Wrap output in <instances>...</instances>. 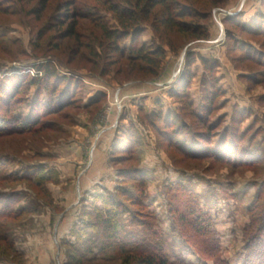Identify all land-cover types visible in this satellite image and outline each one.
<instances>
[{
    "label": "rangeland",
    "instance_id": "374dc122",
    "mask_svg": "<svg viewBox=\"0 0 264 264\" xmlns=\"http://www.w3.org/2000/svg\"><path fill=\"white\" fill-rule=\"evenodd\" d=\"M66 1L0 0V264H263L264 0Z\"/></svg>",
    "mask_w": 264,
    "mask_h": 264
},
{
    "label": "trees",
    "instance_id": "16d2710c",
    "mask_svg": "<svg viewBox=\"0 0 264 264\" xmlns=\"http://www.w3.org/2000/svg\"><path fill=\"white\" fill-rule=\"evenodd\" d=\"M46 0H43V3H45ZM99 2L103 3L107 9L115 14L117 17L119 23L123 27H133L136 25V23L139 22H148L150 15L157 7H163L166 11L167 16L164 18L162 22V27H166L167 25L171 24V17L174 13H179L180 17H190V15L186 13H181L183 11H173L175 5H177L178 1L174 0H116L117 3H112V0H98ZM67 6L69 7L72 2L71 0L66 1ZM185 9V8H184ZM67 10V9H66ZM181 10V9H180ZM69 12H66L65 15L67 16ZM192 16V15H191ZM70 18V17H68ZM85 19H90V16L87 15L84 17ZM172 28H176L177 32L184 35L192 36L193 38H206L207 35L206 32L201 29V27L198 24H188L183 21H175L173 20ZM76 27L75 23H72L68 29L69 34H74V28ZM119 32L118 31H108L107 29L103 33V38L108 42L109 44H112L113 53L121 52L118 46V39L119 38ZM144 49H138L135 54V58L128 59L127 65L128 66H135L138 61L145 63L146 66H150V64L153 61V59L149 56L145 55ZM156 55L159 54V50L156 52ZM135 70V69H134ZM133 70V71H134ZM138 70V69H137ZM197 214V212L194 214V216ZM197 216V217H196ZM194 219V226L200 225V220H198L199 214H197ZM197 219V220H196ZM198 221V222H197ZM193 226V225H192ZM201 226V225H200ZM263 226V225H262ZM260 227L257 231V233L261 232V229L263 227ZM255 233V234H257ZM257 239H254L251 242H256ZM250 242V243H251ZM153 254H150L148 252H143V254L137 258V262L135 264H187L183 259H175L170 260L159 247H155L152 249ZM158 250V251H157ZM161 251V252H160ZM255 253H257L255 251ZM259 256H264V253L260 254L257 253ZM263 264L264 260L262 259Z\"/></svg>",
    "mask_w": 264,
    "mask_h": 264
}]
</instances>
